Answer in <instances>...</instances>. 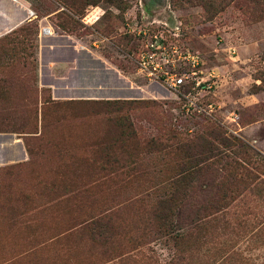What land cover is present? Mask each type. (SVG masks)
<instances>
[{
    "label": "rangeland",
    "instance_id": "1",
    "mask_svg": "<svg viewBox=\"0 0 264 264\" xmlns=\"http://www.w3.org/2000/svg\"><path fill=\"white\" fill-rule=\"evenodd\" d=\"M26 1L37 19L0 37V264H264V0ZM145 29L197 52L207 87L142 79ZM61 40L78 86L47 56ZM98 213L115 257L69 235Z\"/></svg>",
    "mask_w": 264,
    "mask_h": 264
},
{
    "label": "built area",
    "instance_id": "2",
    "mask_svg": "<svg viewBox=\"0 0 264 264\" xmlns=\"http://www.w3.org/2000/svg\"><path fill=\"white\" fill-rule=\"evenodd\" d=\"M8 1L18 6H22L23 3L27 5L22 7L27 22L37 19L26 0ZM131 33L142 37V44L135 61L137 72L142 79L175 94H182L186 99L193 92L207 87L208 78L205 76L209 77L211 74L204 75V62L197 52L167 40L162 35L152 33L148 29L140 32L131 30ZM52 34L51 28L40 27V37ZM188 100L192 105V101Z\"/></svg>",
    "mask_w": 264,
    "mask_h": 264
},
{
    "label": "trees",
    "instance_id": "3",
    "mask_svg": "<svg viewBox=\"0 0 264 264\" xmlns=\"http://www.w3.org/2000/svg\"><path fill=\"white\" fill-rule=\"evenodd\" d=\"M63 6L73 9L75 11H80L81 6H87V5H97L99 2H105L108 3L110 5L115 4L116 7L118 9H125V7L127 6V3L123 0H58ZM77 4L79 6H77ZM74 20L70 17L66 18L65 21H61L57 23V26L63 30V31H67L69 30V28L71 29L72 25H74ZM19 31H23L24 27H20L18 28ZM17 30V31H18ZM12 33H17L16 30H14V32ZM131 102H121L119 103L118 101L115 102H109L106 101L104 102V105L106 106H114L115 104H130ZM98 105H100V103H96ZM221 141L223 143L226 144V146L228 145V142L224 139V138H220ZM208 151H212V148H209ZM211 158H213V156H210ZM205 162H202L200 164V167L194 168L193 167L197 166L194 165L192 166L190 169H188V171H186L185 174L187 177L193 174H196L197 172H199L200 170H203V167H206L207 164H204ZM105 165V164H104ZM103 166V165H102ZM208 167V165H207ZM105 169L104 166L101 168ZM192 169V170H191ZM179 195L174 194L171 195L169 198H167L166 200L163 201V204L165 206H167L169 209H173V207H176V201L179 202ZM164 211V209H161L160 212V216L162 214V212ZM166 212V211H165ZM172 213L170 212L169 215L167 213H165V215H163L160 219L161 221V228L165 229H169V227L171 226V223L169 222V217H171ZM111 227H109L108 224V215L106 213H98V215H94L92 216V219H90L89 222H86L84 224H82V226L80 227L79 230H76L74 233H70L69 235H74L76 234V236L80 237L82 239L86 237V239H88V242L95 248H99L102 250V255L103 256H108L110 255V257L114 255V257L117 255L115 252L117 250L116 248V236L114 235L113 232H111ZM116 254V255H115ZM119 255V254H118ZM112 258H110L111 260Z\"/></svg>",
    "mask_w": 264,
    "mask_h": 264
},
{
    "label": "crops",
    "instance_id": "4",
    "mask_svg": "<svg viewBox=\"0 0 264 264\" xmlns=\"http://www.w3.org/2000/svg\"><path fill=\"white\" fill-rule=\"evenodd\" d=\"M22 7H27V5L23 3L22 6H18L8 0H0V37L11 33L17 27L27 22ZM75 49L61 40V44L50 46L47 51L49 58L55 56L60 58L61 69H71L69 74H67L69 81L65 82V85L78 86L77 84L80 83L82 78L81 54L78 55ZM50 65L51 63H49L48 69H50ZM71 79H73V83Z\"/></svg>",
    "mask_w": 264,
    "mask_h": 264
}]
</instances>
